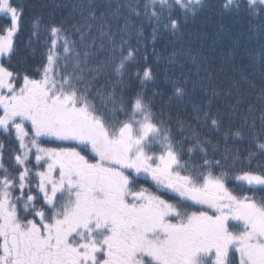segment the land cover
<instances>
[{
  "label": "snow or ice",
  "instance_id": "1",
  "mask_svg": "<svg viewBox=\"0 0 264 264\" xmlns=\"http://www.w3.org/2000/svg\"><path fill=\"white\" fill-rule=\"evenodd\" d=\"M157 4L170 12L164 27L180 33L189 16H196L205 6V0H146L142 5L145 16L159 21ZM85 6L87 27L92 28L89 20L95 21L100 35L111 39L104 12L97 16L99 5ZM125 6L140 15L139 0H126ZM174 7L182 11V17L171 18ZM221 10L247 12L260 19L259 27L264 29V0H223ZM0 15L10 21L0 27V130L15 134L20 151L14 161L22 169L9 170L4 162L5 146L0 143V264H264V163L252 166L253 160L264 158V129L252 137L256 151L247 150L243 156L246 150L228 141L243 140L244 135L229 126L221 135V159H207L205 145L215 154L219 142L213 144L207 136L201 139L199 132L191 126L184 128L180 121L181 131H191L194 140L186 152L205 157L200 165H190L182 161L185 150L174 141L167 122L158 118L143 92L127 102L121 97L118 111L126 118L118 120L117 109H98L86 95L87 89L77 88L70 76L57 78V42L62 41L64 53L71 51L62 25L51 27L52 47L39 79L13 65L14 37L23 7L19 0H0ZM124 27H128L127 20ZM119 47L123 49V44ZM183 51L194 65H200L193 49ZM178 55L173 52L169 63H176ZM134 56L131 49L122 55L117 72ZM142 73V82L154 81L151 66ZM183 83H188L187 78ZM186 94V88L176 82L174 96L179 99ZM217 95L213 88L206 105H194V110L201 114L197 120L220 132L225 117L212 112ZM108 99L114 100V94ZM260 119L264 122V113ZM42 137L75 142L76 146L46 148L40 143ZM80 149L94 154L93 160ZM32 155L37 166L46 165L43 171L28 166ZM140 174L155 182L157 192L135 186ZM229 180L239 191L228 187ZM169 191L207 206L208 211L189 212L159 194ZM38 198L43 200L41 207ZM27 215L34 218L27 219ZM230 222H237L241 230L233 231Z\"/></svg>",
  "mask_w": 264,
  "mask_h": 264
},
{
  "label": "trees",
  "instance_id": "2",
  "mask_svg": "<svg viewBox=\"0 0 264 264\" xmlns=\"http://www.w3.org/2000/svg\"><path fill=\"white\" fill-rule=\"evenodd\" d=\"M139 2L140 15L137 16L125 6L126 0H19L23 17L14 37L16 55L12 56L11 62L39 79L52 47L51 27L62 25L71 51L64 53L62 41L57 42V78L70 76L77 88L81 91L87 89L86 95L101 111L115 108V118L124 120L126 117L118 111L121 97L127 102L137 92H143L158 118L167 122L174 141L185 150L181 152L182 161L190 165H200L205 157L199 152L193 156L186 152L194 140L191 131H181L180 121L184 128L191 126L199 132L201 139L207 136L213 144L219 142V151L215 154L209 145H205L209 150L207 159H221V135L229 126L232 131L239 129L244 135L243 140L229 139L230 146L245 149L243 156L247 155V150L256 151L252 137L264 129V122L260 119L264 113V96L261 95L264 89V29L259 27L261 20L247 12L222 11L223 0H205L200 12L194 17L189 16L181 32L175 33L164 27L169 22L168 8L156 5V11L161 14L157 21L145 16L142 5L146 0ZM88 3L99 5L97 16L104 12L105 21L111 25V39L100 35L99 23L89 20L92 28L87 27L88 8L85 5ZM117 5H121L118 10ZM114 11L117 12L115 16L110 14ZM182 15L178 7L171 10V18ZM126 20L127 29L124 27ZM9 23L0 15V27ZM121 44L123 49L119 47ZM188 48L199 56V66L194 65L183 51ZM129 49L135 56L118 73L120 59ZM173 52L179 55L177 62L170 64ZM147 66L153 68L155 79L142 82V70ZM185 78L188 80L186 84L183 83ZM176 82H180L187 92L179 99L174 96ZM213 88L218 95L214 98L212 112L225 117L220 132L197 120L201 114L194 110V105H206ZM225 92L231 94L226 96ZM109 94H114V100L108 99ZM229 114L231 119H228ZM258 162L264 163V158L253 160L252 166ZM147 185L140 181L136 186ZM228 187L239 191L238 185L231 180ZM37 201L41 203L39 199Z\"/></svg>",
  "mask_w": 264,
  "mask_h": 264
},
{
  "label": "rangeland",
  "instance_id": "3",
  "mask_svg": "<svg viewBox=\"0 0 264 264\" xmlns=\"http://www.w3.org/2000/svg\"><path fill=\"white\" fill-rule=\"evenodd\" d=\"M0 114H2V112H0ZM25 127L28 129L29 133H31L32 129L30 128V126L27 123L25 124ZM0 143H3L4 146H5V150H4V162H5V165L9 168L10 171H12L13 173H16L17 171H19V167L20 166L15 165L14 154L16 152L20 151V150H19V147H18V141L15 139V134L13 133L11 136H9L7 133H4L3 130H0ZM40 143H41V145L43 147H46V148H67V147H75L76 146L75 142L61 141V140L56 139L55 137H42L41 140H40ZM80 151L82 152L83 155L87 156L90 161L93 160L94 154H90L89 151H85L83 149H80ZM9 157H12V159H9ZM29 159H30L31 163H29L28 166L30 168H33L35 171H43L46 168V165L43 164V162H41V165H43V166H37V164L35 162L34 155L30 156ZM15 168H17V169H15ZM140 175L145 176L144 174H140ZM140 181L141 180H138L136 178L135 179V186L136 185L138 186ZM32 185L35 187V179L32 180ZM147 188L148 189L149 188L150 189H154L151 192H157V191H155V189L157 187H156L154 181L150 182V184L147 185ZM16 194H18V193H16ZM164 198H166V196ZM38 199L41 201V204H39L37 206L38 207L43 206L42 198H38ZM168 200H170V199H168ZM170 201H172V200H170ZM175 203H177V202H175ZM177 204H179V203H177ZM179 206L182 209H185V210H187L189 212H192L191 209H194L196 211H208L207 210L208 208L205 209V208L200 207L199 205H196L197 207H194L195 205L188 207V206H184V205L181 206L179 204ZM205 207H207V206H205ZM210 214H212V213L210 212ZM21 215H22V217L24 216L23 213H21ZM229 227L233 231L241 230V226L237 222H230ZM237 259H238V255H237Z\"/></svg>",
  "mask_w": 264,
  "mask_h": 264
},
{
  "label": "flooded vegetation",
  "instance_id": "4",
  "mask_svg": "<svg viewBox=\"0 0 264 264\" xmlns=\"http://www.w3.org/2000/svg\"><path fill=\"white\" fill-rule=\"evenodd\" d=\"M34 162V161H33ZM15 169H17V168H15ZM19 170H22V169H20V167H19ZM137 179L138 180H141V181H143V182H145L146 184H150V182H152V180H151V178H149L148 176H143V175H139L138 177H137ZM33 188L35 189V187L33 186ZM144 188H147V187H144ZM148 189V188H147ZM149 190L150 191H153L154 189H150L149 188ZM155 191H157V188L155 189ZM33 194H35V191H34V193ZM159 194H162V195H164V196H166V197H168L169 199L171 198V199H173L175 202H177V203H179L181 206L182 205H184V206H188V207H190V206H194V207H197L196 205L197 204H195L194 202H192V201H185V200H183L182 198H180V197H178V194H176V193H173V192H167V193H163V192H161V193H159ZM39 204H41V203H39L38 201H37V205H39ZM200 207H202V208H205V209H207V207H205V206H203V205H199ZM208 210V209H207ZM191 211H196V210H194V209H191ZM34 217L33 216H31V218H29V219H33Z\"/></svg>",
  "mask_w": 264,
  "mask_h": 264
}]
</instances>
